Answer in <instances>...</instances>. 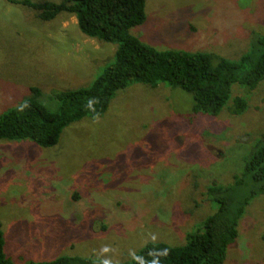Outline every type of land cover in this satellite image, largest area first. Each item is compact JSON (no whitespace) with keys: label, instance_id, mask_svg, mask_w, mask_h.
Here are the masks:
<instances>
[{"label":"rangeland","instance_id":"374dc122","mask_svg":"<svg viewBox=\"0 0 264 264\" xmlns=\"http://www.w3.org/2000/svg\"><path fill=\"white\" fill-rule=\"evenodd\" d=\"M37 3L62 0H33ZM131 34L158 50L214 52L238 61L264 36V0H147ZM118 43L86 36L77 17L42 21L0 0V117L31 95L89 87ZM53 93V94H52ZM247 108L234 114L235 99ZM167 82H134L101 117L69 125L57 145L0 140V228L16 264L61 256L131 262L150 242L182 246L219 210L207 193L229 186L264 136V80L235 83L218 115ZM243 199L248 190L236 193ZM224 264H264V196L254 197Z\"/></svg>","mask_w":264,"mask_h":264},{"label":"trees","instance_id":"16d2710c","mask_svg":"<svg viewBox=\"0 0 264 264\" xmlns=\"http://www.w3.org/2000/svg\"><path fill=\"white\" fill-rule=\"evenodd\" d=\"M36 12L42 21L66 13L77 17L81 31L90 38L118 43L115 61L89 87L54 93L58 103L52 109L42 101V91L31 87V95L0 117V140H31L50 148L57 145L64 130L85 117L103 116L117 92L134 82L156 87L167 82L193 96V111L218 115L231 96L235 83L255 89L264 80V36L238 61L214 52L158 50L131 34V29L147 20V0H62L37 3L7 0ZM53 94V93H52ZM247 101L235 99L234 114L247 108ZM247 189L243 199L236 197ZM207 193L219 203V210L203 226L187 235L182 246L164 242L148 243L131 262L122 264H224L229 247L239 237L240 220L250 201L264 196V136L247 160L245 172L229 186H210ZM0 228V264H16L5 251ZM26 264H112L84 256H61L52 261Z\"/></svg>","mask_w":264,"mask_h":264}]
</instances>
